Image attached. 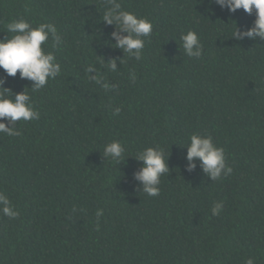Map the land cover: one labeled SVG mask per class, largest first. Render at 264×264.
<instances>
[{"label": "trees", "instance_id": "1", "mask_svg": "<svg viewBox=\"0 0 264 264\" xmlns=\"http://www.w3.org/2000/svg\"><path fill=\"white\" fill-rule=\"evenodd\" d=\"M118 2L152 22L140 60L114 47L107 0H0V38L21 18L51 23L62 38L42 45L62 70L38 91L0 68L9 95L25 90L40 113L16 123L19 135L0 133V192L19 212H0V264H264V41L232 37L254 23L255 10ZM190 29L198 58L183 52L180 35ZM113 58L116 71L107 67ZM193 133L224 149L230 174L212 180L195 158L189 170ZM113 140L124 152L104 159ZM147 147L167 159L158 196L134 178ZM214 202L223 204L218 215Z\"/></svg>", "mask_w": 264, "mask_h": 264}, {"label": "clouds", "instance_id": "2", "mask_svg": "<svg viewBox=\"0 0 264 264\" xmlns=\"http://www.w3.org/2000/svg\"><path fill=\"white\" fill-rule=\"evenodd\" d=\"M110 5L103 13V22L115 25L116 30L112 32L114 47L122 50L129 57L136 60L141 59L142 50L145 46L144 37L152 33V22L137 14L122 10L118 0H107ZM221 8H227L230 12L237 9L252 14L255 10L254 23L241 31L235 28L232 37L237 40L259 38L264 41V0H212ZM7 32L11 36L0 38V68L8 76L15 77L19 71L21 79L32 82V90L38 91L44 87L49 79L56 78L61 73V65L56 60L53 52L45 51L42 45L51 38L53 47L62 43V38L55 25L51 23H40L32 26L27 20L21 18L13 20L7 25ZM180 40L184 54L188 57L198 58L202 55V44L198 34L194 30L181 33ZM107 67L111 71L117 70V58L109 60ZM120 62L121 58H120ZM87 73H94L96 69L90 65ZM89 79L101 83L99 75H91ZM132 79L135 75L132 74ZM4 79L0 78V133L9 137L19 135L15 125L18 121L38 120L40 113L31 102V97L24 91L14 95L11 90L4 87ZM107 91L109 84L102 85ZM120 109L116 108L115 113ZM7 121V123L5 122ZM186 159L189 161V170L195 168L194 158L199 159L203 172L217 180L231 173L232 168L226 165L225 153L222 147L213 142L211 135L193 133L189 137ZM124 152V147L119 141L113 140L104 147V159L119 160ZM136 158L142 162V166L134 173V178L140 182V190L149 196H158L160 189V178L169 172L167 159L163 149L159 147H147L142 150ZM168 158V157H167ZM223 207L222 202H214L212 214L218 215ZM0 212L9 218H16L19 212L13 207L8 196L0 192ZM97 217L103 215L102 210L96 212ZM245 264H254L253 258H248Z\"/></svg>", "mask_w": 264, "mask_h": 264}]
</instances>
